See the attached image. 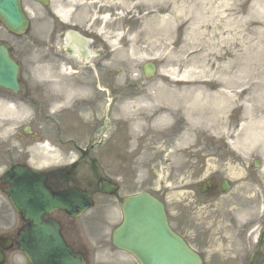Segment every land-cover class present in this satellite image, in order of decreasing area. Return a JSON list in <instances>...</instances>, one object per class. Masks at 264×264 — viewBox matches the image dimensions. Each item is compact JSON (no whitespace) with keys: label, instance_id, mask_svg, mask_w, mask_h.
Instances as JSON below:
<instances>
[{"label":"rangeland","instance_id":"1","mask_svg":"<svg viewBox=\"0 0 264 264\" xmlns=\"http://www.w3.org/2000/svg\"><path fill=\"white\" fill-rule=\"evenodd\" d=\"M23 2L34 15L33 31L38 38H13L0 25V42L9 44L22 63L25 82L38 85L41 82L32 81L33 74L47 73L49 60L43 46L49 31L46 17H53L50 12L65 11L75 24L92 26L99 37L109 39L112 124L109 158L103 157L98 165L108 174L115 167L129 170L132 177L125 193L144 190L159 197L172 227L184 235L223 233L227 232L225 221L232 216L225 206L227 201L217 211L189 207L197 183L216 172L234 182L237 196L246 203V207L231 208V212L239 219L251 217L249 199L245 198L251 193L245 165L255 153L264 163V130L254 129L256 121L264 120V47L260 50L252 44L260 38L251 28L264 23V0H52L47 11L32 0ZM36 41L39 43L34 45ZM147 62L159 68L151 80L143 76ZM144 95L153 98L138 102ZM202 105L212 108L200 114L216 120L219 113L218 123L205 125L195 114ZM167 111L173 116L158 122ZM43 116L42 110L26 105L12 115L0 107V138L11 136L20 125L39 126L36 121ZM5 119L12 121L3 123ZM40 123L49 124L42 133L45 137H59L54 140V151L37 149L50 163L70 164L72 154L85 148L86 143L79 142L73 132L58 131L51 121ZM106 150L104 146L92 153L104 155ZM259 175L264 180V174ZM109 201L103 224L85 229L86 216L76 222L83 225L87 239L96 236L98 228L108 238L121 222L118 203ZM63 222L67 224L65 219ZM73 240L78 246L82 238ZM121 258L137 264L119 252L90 257V264H112L123 261Z\"/></svg>","mask_w":264,"mask_h":264},{"label":"water","instance_id":"2","mask_svg":"<svg viewBox=\"0 0 264 264\" xmlns=\"http://www.w3.org/2000/svg\"><path fill=\"white\" fill-rule=\"evenodd\" d=\"M0 21L11 32L27 29L20 0H0ZM18 67L7 49L0 47V86L17 91ZM13 186L11 200L30 224L21 232L19 244L32 264H84L63 240L60 227L44 221L52 210L61 209L77 216L91 206L87 193L72 190L55 195L46 186V178L32 171L12 169L4 179ZM123 224L115 231L114 245L129 252L140 264H202L198 255L168 226L162 203L148 194L124 200Z\"/></svg>","mask_w":264,"mask_h":264},{"label":"flooded vegetation","instance_id":"3","mask_svg":"<svg viewBox=\"0 0 264 264\" xmlns=\"http://www.w3.org/2000/svg\"><path fill=\"white\" fill-rule=\"evenodd\" d=\"M65 29L61 28L59 37L66 41L67 33L64 31ZM95 43V42H94ZM66 53V51H65ZM62 65H73L74 68H80L79 65L76 62H73L71 60H68L66 57L62 56L59 58ZM71 61V62H69ZM96 66V65H94ZM102 84L106 87L105 92L108 98L106 101L109 104V72H105L102 74ZM87 75H85V86L91 87L92 84L89 79H87ZM71 86V85H70ZM68 91H71L70 89L63 88L60 93L57 95L59 96V100L62 105H65L67 103L66 94ZM97 92V91H96ZM74 98V97H73ZM45 103L47 104L48 108L53 104L54 99L51 96L45 97ZM73 105H68V109H72L73 112L76 110H86L91 113L95 110V104L99 103L97 100V97L95 100H87L84 99L80 102H77L75 100H72ZM66 106V105H65ZM108 117H109V108H108ZM93 122H97L96 117L93 118ZM109 124V121H108ZM38 136V135H37ZM35 137V136H33ZM36 139V138H35ZM23 157V155H20ZM81 161H94V159L91 157L89 153L87 154H81L78 157V162ZM28 160L26 158H21L20 161H17L14 164H27ZM79 165L75 164L71 170L66 169H56L49 172V186L55 190V191H61L68 189L70 187H78L82 189H87L89 192H93L95 194H98L99 192V180L102 178L98 175L93 174L92 179L86 176L80 175L78 172ZM209 184L206 188V192L203 194L204 197H206V200H210L217 196L219 189L222 190L223 184L218 183L216 179H212L208 181ZM5 187H0V192L2 193L1 198L4 199V201H0V257H3V263L4 264H17L16 257L18 255V249L16 247V236L18 235V230L22 225V221L19 219V217L14 214L11 210V206L9 203L5 200H7L6 196L4 195ZM253 206L255 209H257V202L256 198L253 199ZM263 214L260 217V220L253 219L252 222L249 225V228L246 230V233L244 234H237L236 238L235 235H232V239L228 240L230 236L226 235H216L218 237L220 242H223L222 244L224 246H227V241H231L233 243H239L238 246H240V252L234 256H230V258H233V262L235 264H264V208L262 210ZM62 216V215H61ZM64 217V216H62ZM99 216L95 219V221H98ZM56 219H60L57 218ZM60 221V220H59ZM23 226V225H22ZM76 229L69 228L67 230V233H72L74 235ZM65 231L63 226V232ZM249 232V233H248ZM188 243L191 247L197 248V251L200 253L204 260V264H217L216 259H220L223 263H226L229 261L228 258L222 259L216 257L215 254H210L211 251L214 250L213 244L211 243V240L207 239V235H199V234H193L190 236V239L188 240ZM241 243V244H240ZM235 244V245H236ZM3 255V256H2ZM208 256V257H207Z\"/></svg>","mask_w":264,"mask_h":264},{"label":"bare ground","instance_id":"4","mask_svg":"<svg viewBox=\"0 0 264 264\" xmlns=\"http://www.w3.org/2000/svg\"><path fill=\"white\" fill-rule=\"evenodd\" d=\"M213 75H216V74H213ZM152 98H153L152 96H149V97H148V96L146 95L143 99H144V100H147V99H148V101H151L150 99H152ZM173 114H174V113H172L171 111H167V112H165V114H163V116L160 115V117H158L157 121L161 123V122H163L164 120H166V119L172 117Z\"/></svg>","mask_w":264,"mask_h":264}]
</instances>
